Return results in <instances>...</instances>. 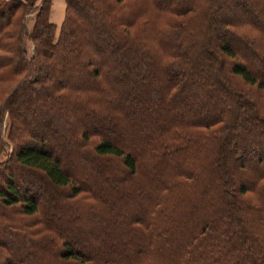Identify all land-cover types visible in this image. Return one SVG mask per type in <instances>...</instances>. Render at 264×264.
I'll return each mask as SVG.
<instances>
[{
  "label": "trees",
  "instance_id": "trees-1",
  "mask_svg": "<svg viewBox=\"0 0 264 264\" xmlns=\"http://www.w3.org/2000/svg\"><path fill=\"white\" fill-rule=\"evenodd\" d=\"M34 2L0 0V82L14 83L8 94L0 97V117L5 113L8 116V135L12 142L7 162L0 163V174L10 168L12 160V166L39 180L50 196L62 193L67 208L79 204L99 208L106 199L117 204L142 199L144 206L141 216L127 220L128 237L120 244L126 247L134 244L135 247L127 258L121 260L119 251L111 245L105 247L104 240L97 234L89 235L87 248L77 247L76 239H68L49 223L53 216L43 215V203L35 198L26 183L19 191L9 172L4 174V181L0 184V227L8 230L11 239L22 235L30 246L54 241L59 246L57 264H264V105L254 99L258 91L264 90V34L255 18L262 14L260 4L264 0H196V3L185 5L177 0H165L164 4L159 0H100L103 10L94 6L99 0H64V14L58 30L49 19L50 0H39L33 7ZM227 3L234 8L233 11L241 10L243 19L236 22L227 16L218 18V24L229 40L206 52L209 69L218 75L219 94H227V109L210 113L203 119H172L157 125V119L150 115L152 112L160 109L161 114L169 107L184 108L190 104L187 96L181 94L196 85L184 70L177 69L165 83H158L155 87V80L149 84L141 83L133 88L137 97L130 102L122 100L120 107L133 114V119L123 116L119 106L112 107L119 112L116 121L103 128L111 135L123 128L126 130L123 133L125 142L121 138L119 140L123 142L107 138L91 126L85 125L76 132V145L83 151L80 156L82 167H92L100 178L101 174H106L117 181L111 186V192L97 193L79 183L54 153L50 137L43 132L25 129L24 133H27L21 138L17 125L20 121L15 115L18 109L11 103L20 90L35 91L41 84L43 88L47 87L44 96L36 99L40 111L50 104L51 99L68 96L84 100L86 105L102 107L100 102L90 98V92L99 94L102 90L82 88L75 82H63L59 78L52 81L56 74L60 77L66 71L75 70L76 77L88 76L93 83H101L113 92V87L104 78V72L108 70L106 65L96 64L84 51L80 52L82 58L76 66L67 65L65 61L74 55L75 48L83 46L96 53L100 45L115 51L147 45L157 51L154 53L155 62L152 65L148 62L144 71L151 77L157 64L166 68L177 64L182 61L186 48L191 47L188 45L183 49L173 43L171 48L165 49L167 38L183 41L190 34L200 33V21L208 19L206 14ZM248 6L252 8L253 18ZM200 8H205V12ZM31 11L35 13L28 28L25 16ZM124 12L129 14L128 18L123 17ZM87 14L97 20L89 25L92 29L88 33L97 31L104 37H100L98 43L73 40L65 43L68 34L85 32L83 22L80 24L78 20L84 21ZM209 27H203L206 33ZM260 37L261 40L257 41ZM208 38L207 35L203 44L210 45ZM25 39L32 45L30 54L24 47ZM231 41H243L244 48L252 53L253 62H249L240 49L231 46ZM14 58L18 62L14 63ZM125 60L131 62L129 57ZM45 62H54L51 73L44 68ZM119 67L111 69L119 70ZM191 69L197 74L200 66ZM194 95L188 101H195ZM228 109L230 118L226 112ZM97 110V107H88L86 111L72 109L70 113L79 112L81 117ZM136 130L144 133L133 150L126 144V134ZM212 156L215 163L222 165L221 174H215L210 166L203 167L202 162L212 160ZM232 157L235 165L229 163ZM96 160L102 162L101 167L92 164ZM170 162L176 166L172 167ZM148 169L152 176H147ZM115 170L120 177L113 174ZM247 174L251 176L248 183H235V176ZM201 175L217 179L216 184L210 180L206 187L195 189ZM157 176H164L165 180L160 181ZM122 183L129 184L137 192L134 190L127 195L122 192ZM139 184H143L146 190ZM211 193H215V207H212L208 219L201 218L199 223L191 219L181 222L177 215L173 216L188 204V198L196 199L200 194L210 197ZM54 204L55 200L49 207ZM191 208L195 211L197 205H191ZM4 211L12 214L15 220L4 215ZM72 217L71 221L82 218ZM102 221L107 228L119 224L116 213ZM110 248H114L116 257L103 255ZM6 249L0 239V251ZM96 251L101 253L96 254ZM9 260L5 258L3 264H23L20 257L17 263Z\"/></svg>",
  "mask_w": 264,
  "mask_h": 264
},
{
  "label": "rangeland",
  "instance_id": "rangeland-1",
  "mask_svg": "<svg viewBox=\"0 0 264 264\" xmlns=\"http://www.w3.org/2000/svg\"><path fill=\"white\" fill-rule=\"evenodd\" d=\"M159 1L161 4L166 3L165 0ZM38 2L39 0H35L33 7L36 6ZM177 2L179 4L185 5L188 3H196V0H177ZM94 6L98 7L99 10L104 9V6L100 4V0L99 3L95 4ZM260 6L262 8V14L260 16H256L255 18L257 19L256 22L258 23L259 27H261L264 34V3H261ZM54 7H56L55 3ZM233 9L234 8H232V6L227 3L226 6L222 5L217 7L216 9H213L209 14L206 11L208 19L206 21L204 19L200 21V33L190 34L188 37L184 38L183 41L167 38L166 42L168 43V45L165 46V49L171 48V45L173 43L175 44V46H180L183 49L188 47V45H191V47H188L189 49L186 48V53L181 62L169 65L168 68L164 67L163 65L157 64L154 72L151 73L153 75L151 77H149V75H145L144 71L148 67V62H151V65L155 62L154 53L157 54V51L153 50L147 45L143 44L142 46L140 45V47L138 46L136 48H132L131 50L122 49L120 51H115L111 47H104L103 45H100L99 49L96 50V53L88 50V48H83V46L78 47L77 49L75 48L73 51L74 55H72L71 57L67 56L68 58L66 57L67 59L65 62H67V65L76 66V64L80 62L82 58V56L80 57V52L84 51L86 55L91 56L94 59L96 64L104 63L106 65L108 70L104 72V78L109 82V85L113 87V92L105 86L101 85V83H93L88 76L85 77L80 75L76 77L75 70L66 71L65 74L60 77H57L58 74H56L54 77H52V81L55 82V80L59 78L63 82H75L82 88L96 87L102 90V93L99 94L96 92H90L92 96L90 98L100 102V105H102L103 108L98 105H90L89 103H87L86 105V102L84 100H78L74 96H68L63 99H51L50 104H48V106L42 107L43 111H40L41 108L36 105L38 101L36 99L37 97L42 98L44 96L43 93L47 92V87L44 86L45 88H43L41 84V86H38L35 91H32L31 89L20 90L19 92L15 93L13 99L11 100V103L15 107V109H18V112H16L15 115L20 121L17 123V125L19 127L18 131L21 138H24L25 134L27 133L24 132L31 128H34L39 132H43L45 136L47 135L48 137H50V144L52 149L54 150V153L61 158L63 164H65V166L69 169V171L79 183L86 185L91 190L97 193L99 191L106 193L108 191L111 192V186L116 185L117 181L112 180L110 178L111 176L106 174H101L100 178L96 174L97 172H95L92 167H82L83 159L80 156L83 154V151L76 145V132L86 125L94 127L97 131H100L107 138H112L114 140H119L121 138L123 140V133L126 131H124L123 128L117 129L116 135L106 133L103 128L104 126H109L116 121V116H118L117 113L119 112L113 110L112 107L116 108L117 106H119V109H121L120 112L123 113V116H127L128 119H133V114H129L126 109L120 107L122 100L124 99V102H130L132 99L137 97L136 92L133 90V88H136V86L140 85L141 83L149 84L150 81L155 80L154 82H156V84L153 83L154 87L157 86L158 83H165L171 77V74H173V72L177 69L184 70L187 75L190 76L193 84L196 85V87H193L191 90L186 91L185 93L181 94V96H187V98L190 100V96L196 93V96L194 95L195 101H188L187 99V102L190 103L187 107L182 108L172 106L169 107L165 113L160 114V109L152 112L150 115L154 120L157 119V122L155 121L157 125L162 124L164 121H171L172 119H179L183 121L188 119H203L210 113L220 112L223 109H227V94H219V86L216 82V80L218 79V75L215 71L209 69L207 65L209 64V62L206 59V52L210 50L211 47H215V45L221 43L222 41L229 40L222 31L221 26L218 24V18H220L221 16H227L236 22L243 19V17L241 16V10L235 9L233 11ZM201 10L202 12H205L206 9L202 8ZM248 11H252V8L249 6ZM34 13V11H31L25 16V24L28 28H30L32 25ZM246 15L247 13L245 14V16ZM251 16L253 18L252 12ZM123 17L128 18L129 14L124 12ZM248 17H250V15H248ZM84 19V21L78 20V22L80 24L83 22L82 28L83 30H85V32H77L73 35L68 34L65 43H67L66 41L69 40L83 41V43L85 41H93L94 43L97 42L100 37H104L97 31L96 33L94 32L92 34L88 33V30L90 29L89 25L95 24L97 22V20L95 21V17L87 14ZM53 20H55V18H53ZM56 22L57 23H55V26L56 30H58L61 23L59 18L56 19ZM109 23L110 22L103 24L108 25ZM206 25L210 26L208 33H206V30H204L203 28ZM96 26L98 28L99 24H97ZM207 35L209 37L207 40L209 41L210 45L203 44V41L207 37ZM260 40L261 37L257 39V41ZM230 45L236 47L237 49H240L247 57V60L249 62H253L252 53L249 49L244 48L243 41L236 43L231 41ZM24 47L27 53L30 54L32 51V45L30 44L29 40H24ZM126 56L130 58V63L126 62ZM15 62H18L17 58H14V63ZM53 66L54 62L44 63V68H47V71H49L50 73L53 69ZM113 66H120L118 68L119 70L111 69V67ZM192 66L194 67V69L196 66H200V69L197 72L198 75L192 71ZM152 77H154L153 80ZM12 85H14L12 81L0 82V97L4 98L8 94L7 92L12 87ZM151 87L153 88V86ZM146 88H150V85L149 87L146 86ZM119 93L122 94L120 95L121 97L118 96ZM256 94L257 95L254 99H257V101L261 103V106H263L264 90L258 91ZM207 95L211 96L212 98H207ZM204 100L206 102H204ZM139 103H142L140 98ZM214 104H216L215 108L213 107ZM93 106L97 107L98 110L88 116L79 117V112H74L72 113L73 115L70 113L72 109L78 111H86V108H94ZM257 109L259 110V108ZM226 112L228 118H230L231 111L228 109V111ZM8 130V116L5 113L0 117V163L5 161L7 162L12 149V142L9 138ZM143 133L144 132H141L139 130H136L131 134L127 133L126 135L128 137V140L126 141V144L128 145V148L136 150V144H138L137 141L139 140V137H141L140 135H142ZM119 141L123 142L124 140ZM229 161L230 165H235V159L233 157L229 159ZM10 163V168L3 174H0V184L4 181V174H7L9 172L12 174V180L18 186L20 192L22 191V185L26 183L30 188L29 190L33 191L35 198L43 203V215L45 214L50 217L53 216V219L49 218V223L68 239H76L77 247L81 246L82 248H87V238H89V235L97 234L100 239L104 240L106 244L105 247L111 245V247H114L119 251V258H121V260H124V258H127L129 256L128 254L132 251L135 245L133 244V246L130 245L126 247L120 243L128 237L127 220L132 216H141V209L144 206V204L142 203V199H134V201L132 200L131 202L126 201L125 204H117L116 202H113L114 200L112 199H106V202L104 204H101L99 208L85 207L80 204L67 208V206L63 204L64 198L62 193L50 196L51 194L45 191V188L39 180L37 181L29 174L15 168V166H12V160L10 161ZM101 163V161L96 160L92 164L94 166L98 165L101 167ZM202 163L203 167L210 166L215 174L222 173L223 167L222 165L220 166L219 164L215 163L214 156H212V160L207 159V161H203ZM229 163L226 164V167L229 166ZM84 164L86 163L84 162ZM171 166L175 167L176 165L174 163H171ZM177 166L181 167L184 165L177 164ZM113 174L117 177H120V173L117 172V170H115ZM147 176H152L150 169L147 170ZM250 177V174H247L240 177L235 176V178L233 179L237 184L238 182L248 183ZM157 178L160 181L165 180L164 176H157ZM210 180V176H198L195 189L201 190V188L208 185V182ZM211 181H213L215 185L217 179L214 178ZM139 186L143 188V190H146L143 184H139ZM122 188V192L126 193L127 195H130V193L135 190L131 188V186L127 183H122ZM135 192H137V190H135ZM214 196L215 193L214 195L213 193H211L210 197L202 196L200 194L198 198H196L197 200L188 198V204L181 207L180 210L176 212V214H173V216L177 215V218H179V221L181 222L185 221L184 219H191L194 222L197 223L198 221L199 223V220L201 218L208 219L209 215H212V207H215V202L213 201V199H215ZM52 198L55 200V204L54 207H49L51 205V201L54 202ZM191 205H197V209L194 211L193 208H191ZM111 212L116 213V215L118 216L119 224L117 226L107 228L105 227V225H103L105 223H103L102 220H104L105 218L107 219V217L112 214ZM191 213L194 214L190 215ZM3 214L8 216L9 219L15 220L12 214L5 211L3 212ZM74 215L81 216L82 218L79 219V221H71V219L73 218L72 216ZM185 227L188 228V225L185 224ZM0 239L7 247L6 251H0V264H3L5 262V258L10 259L9 261L11 263H17L19 257L22 259L21 263L23 264L58 263L56 257L59 246L54 244V241H52L51 244L48 242H42L37 243L36 246H30L28 243H26V240H24V237L22 235H18L17 238L11 239L8 230L6 228L2 229L1 227ZM114 248H110V251L105 252L103 255L116 257L115 253L113 252ZM100 251H96V254L101 253Z\"/></svg>",
  "mask_w": 264,
  "mask_h": 264
},
{
  "label": "crops",
  "instance_id": "crops-1",
  "mask_svg": "<svg viewBox=\"0 0 264 264\" xmlns=\"http://www.w3.org/2000/svg\"><path fill=\"white\" fill-rule=\"evenodd\" d=\"M54 3L56 7H54ZM63 9H64V0H51L50 12H49V19L54 24L57 23L56 19L59 18L60 22L63 18ZM55 18V20H53ZM59 22V23H60Z\"/></svg>",
  "mask_w": 264,
  "mask_h": 264
}]
</instances>
